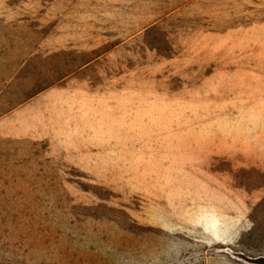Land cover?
Returning <instances> with one entry per match:
<instances>
[{"label":"rangeland","instance_id":"rangeland-1","mask_svg":"<svg viewBox=\"0 0 264 264\" xmlns=\"http://www.w3.org/2000/svg\"><path fill=\"white\" fill-rule=\"evenodd\" d=\"M0 264H264V0H0Z\"/></svg>","mask_w":264,"mask_h":264}]
</instances>
